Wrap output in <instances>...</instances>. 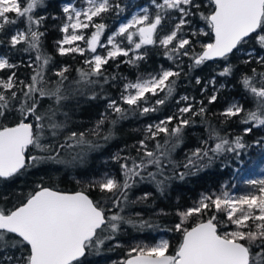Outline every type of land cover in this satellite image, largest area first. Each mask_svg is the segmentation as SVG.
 <instances>
[{
    "label": "snow or ice",
    "instance_id": "snow-or-ice-1",
    "mask_svg": "<svg viewBox=\"0 0 264 264\" xmlns=\"http://www.w3.org/2000/svg\"><path fill=\"white\" fill-rule=\"evenodd\" d=\"M212 5L211 13L207 16L201 14V18L206 21L208 27L214 35V43L202 45L201 53H189L186 46L191 41L186 38L178 37L183 27L189 23L186 17L194 15L191 9H199L200 4L195 0H153L157 9L154 17L149 16L148 8H144L143 15H134L126 24H122L116 33L108 37V44L111 49L106 56L94 55L91 59H86L89 67L87 70L77 69L80 77L78 83H95L91 78L100 77L102 69L109 60H115L119 56L129 57L125 63L135 64L142 60L145 54L138 50L143 45L156 44L154 38L157 34L158 26L169 11L180 13L179 22L175 24L170 33L159 38V45L166 51L165 55L169 59L175 56H189L193 64L199 66L205 61L215 58L227 59L233 50H239L238 46L245 42V38L256 32L258 28L264 26V0H209ZM44 0H26V4H21L20 0H0V32H3L8 25H15L20 18H24L27 23V31H18L11 35L9 44L15 49L21 43H27L28 49L37 52L36 60L41 62L35 74L31 77V83L20 82V94L17 92V82L15 73L7 79H0V117L12 107V101H19L20 107L17 111L21 114V120L14 127H0V179L7 180L20 174L22 170L30 166H35L38 162L52 160L63 162L58 159L59 153L64 148H71L76 145L88 143L86 133L71 132L67 134L65 142L58 147L52 143L45 144L47 133L55 140L66 127L65 121L56 119V110L51 109L45 114L38 112V100L36 94L41 99H54L59 106L62 101L68 99L63 85L68 79L65 75L69 71L64 67L54 73L60 79L54 88H45L44 70L49 64L51 57L45 56L40 52V37L43 33L39 28L44 17H35L33 12L37 7L43 6ZM88 7L82 11L72 9L75 15L74 22L65 24L61 31L66 33L61 41L58 53L64 56L68 53H79L84 55L85 49L80 46H71L75 41H86L87 49L96 53L100 36L106 28L102 22H96L94 18H101L113 8L119 9L120 6L113 5L110 0H87ZM65 13L69 12L66 6L63 8ZM9 13H15V17H10ZM83 17V20L81 19ZM69 21L73 20L70 15ZM33 25L36 28H33ZM139 26V27H137ZM94 28L95 31L90 37H85L78 32V29ZM69 28L72 32L68 34ZM135 28L132 32L130 29ZM196 35V33H193ZM134 36H139V41L134 40ZM117 37L127 39L129 45L133 47L125 49L117 42ZM258 43L264 48V35L258 37ZM65 45L70 47L65 48ZM25 49V50H28ZM184 50V51H181ZM130 52L132 55L130 56ZM251 56V53H247ZM249 63V60H244ZM257 63L264 64V57ZM16 65L9 63L5 58H0V70L11 69ZM253 76H245L241 84L243 88L256 98L257 110L250 111L242 117L241 123L252 124L253 126H264V73L259 74L256 81V69L252 70ZM231 66H225L223 71L218 73L220 76L231 75ZM180 73L172 70H161L157 75H150L148 78H138L135 83H128L124 87V94L121 100L132 110H139L140 114L156 111V107H148V95H159L165 92V98L157 99L156 105H163L166 98L174 91L175 81L172 77H179ZM107 82V77H105ZM197 83L200 80L197 79ZM257 83L259 86H257ZM95 99L93 95L89 97ZM187 101L188 97H181ZM216 100L213 95L209 103ZM143 102V105L141 104ZM179 103V101H177ZM108 108L120 114V118H125L123 109L116 100H110ZM204 108L200 109L203 114ZM181 114L192 112V106L188 105L179 108ZM243 112L238 105L229 106L222 116L232 118L240 116ZM196 115L197 113H192ZM29 117L34 118L35 124L25 122ZM106 118V117H105ZM102 118L97 122L93 134H98L100 125L104 123ZM176 117L169 116L159 121L155 125H149L146 129L144 140L139 142L138 152H143L139 161L132 159L131 166L128 163L120 165L125 176L123 184L112 177H104L100 181H94L90 187H98L101 193H111L114 207H118L122 201L127 200V192L132 186L129 181L135 176H141L150 165L157 168L162 167V160L167 158L171 148L178 146L182 142L183 129L190 124V120L179 118V123L174 127H169ZM251 128L244 129L245 134L251 132ZM160 134H164L167 139L161 144L157 139ZM107 139V137H105ZM156 141L155 150H150L147 140ZM209 139H215L214 147L196 148L185 168L193 166L196 161L207 157L211 162L215 155L225 152L235 153L239 157V149H243L242 137L237 136L234 140L220 137L215 129H209ZM207 144V141H203ZM171 145V148L169 147ZM35 148L39 153L47 155H32L26 157L25 153L29 148ZM55 153V155H53ZM212 153L213 155H209ZM115 159H121L119 156ZM128 160L129 157H124ZM184 173L180 178H184ZM148 176L155 178V174L148 173ZM162 183V182H159ZM253 185H259L258 192L232 197L227 192L221 195H202L198 205L184 212L178 213L180 223L175 225V231L182 232V240L175 251V254H168L169 242L161 240L153 246H136L129 252L130 259L122 264H264V180L251 181ZM34 192L28 195L26 201L9 210L0 209V264H81L80 258L85 256L86 251L95 247L99 249L105 239H112L113 234L119 230L121 222L128 223L136 227L132 220H125L119 214L106 216L105 209L98 202L93 201L83 191L72 194L62 193L40 184L36 186ZM147 195L142 199H147ZM215 209V213L223 212L227 222L234 226V230L224 234H219L217 224L218 219L214 213L206 222L196 223L191 229L184 228V224L193 215H204L206 211ZM146 222H141L138 226L144 227ZM109 234L103 238L105 232ZM259 241V243H257ZM247 242V243H244ZM259 249L253 256L252 248ZM8 249H18L20 255H9ZM135 253V255H132Z\"/></svg>",
    "mask_w": 264,
    "mask_h": 264
},
{
    "label": "trees",
    "instance_id": "trees-1",
    "mask_svg": "<svg viewBox=\"0 0 264 264\" xmlns=\"http://www.w3.org/2000/svg\"><path fill=\"white\" fill-rule=\"evenodd\" d=\"M66 1L68 0H44L43 6L37 7L33 12L37 18L44 17L37 29L43 33L39 47L41 54L51 57L44 70L46 83L43 87L54 88L60 79L54 73L64 67L69 69L65 73L68 79L63 85L64 92L69 98L62 101L59 106L54 99H41L36 94L40 114L55 109L56 119L66 122V127L58 138L54 140L51 134L47 133V138L42 142L52 143L58 147L65 142L67 134L75 131L86 133L88 143L61 150L58 159L63 162L44 160L35 166L27 167L12 178L0 179V209L7 211L25 202L28 195L37 190L38 184L64 193L83 191L105 209L106 216L119 214L125 220L134 221L137 226L121 222L118 232L113 234L112 239H105L99 249L91 247L86 251L85 256L80 259L81 264H122L130 257L128 254L133 247L153 246L161 237L169 242L168 254L174 255L182 240V232L175 231V225L180 223L178 213L197 206L202 195H212L224 185L245 193L254 186L251 181L264 180V126L241 123L243 116L257 110L256 98L243 88L241 81L245 76H253V69H256V81L259 80V74L264 73V64L257 63V59L263 53V49L259 47L258 37L264 35V26L238 46L239 50L234 51L227 59L204 62L196 66L190 57L169 53L174 58L167 61L165 51L158 47H148L143 52L145 55L142 60L135 64L125 63L126 58L123 57L110 61L103 66L100 77L91 78L95 83L84 84L78 83L80 77L76 70L88 69V66L84 65L88 55L61 56L57 51V43L61 39L59 28L64 20L61 5ZM147 1L149 0H138L136 6H143ZM195 2L201 7L191 9L195 14L188 21L198 26L203 23L199 21L201 14L207 16V10H212L213 6L209 0ZM118 3L123 5L127 0H120ZM133 8L124 4V18L129 16ZM8 15L12 17L11 14ZM118 20L121 19L100 18L96 19V22L111 24L110 28L113 29ZM204 23L206 24V21ZM33 28L36 26L33 25ZM16 30L27 31L24 18H20L15 25L6 26L5 30L0 32V54L6 55L9 62L16 65L14 68L3 70L0 76L7 78L15 73L16 90L19 95L20 82L31 83V77L35 74L34 69H37L41 62L36 60L37 52L28 49L27 43L17 45L15 49L10 47V37ZM194 33L196 35L189 32L183 34L191 41L190 45L186 46L187 51L198 54L203 51L202 45L212 42L211 30L206 28L202 35ZM250 52L254 55H247ZM176 58L181 61H176ZM244 60H249V63H244ZM229 65L232 68L231 75L220 76L218 73ZM162 69L179 72L180 75L170 78L175 81L174 91L163 105H156L155 102L157 99L165 98V92H160L157 96L148 95L147 106H155L156 111L141 115L139 110L134 111L121 101L122 88L126 82L155 75ZM197 79L200 83H197ZM211 80L213 86L210 87ZM93 95L96 98L90 99L89 97ZM213 95L216 96V100L209 103ZM181 97H188V100H181ZM110 100H116L125 109V118L121 119L120 114L108 108ZM233 102L242 107L241 115L232 118L222 116L221 113ZM11 103L12 107L0 117V127H14L22 118L17 111L20 107L19 101ZM141 104L143 105V102ZM188 105L192 106V112L178 113L179 108ZM201 108L205 110L203 114H200ZM169 116L176 117L168 125L170 128L179 123V116L190 120V124L183 129L182 142L174 148L169 146L171 150L168 157L162 160L161 168L150 165L141 174L143 178L133 177L129 181L132 186L127 192V200L114 207L110 198L111 193H101L98 187L89 185L106 176L115 178L123 184L125 176L120 165L128 163L131 166L133 158L139 161L143 152H138L137 149L140 147L139 142L145 139L146 129L152 123H158ZM102 118L105 119L99 127L98 134H93L91 130L96 128L97 122ZM25 122L35 124L32 117ZM210 128L215 129L220 137L230 141L237 136L242 137L245 147L238 150L239 157L235 153L225 152L215 155L211 162L205 157L196 161L195 165L185 168L184 165L196 148H211L218 142L209 139ZM246 128H251V132L245 134ZM157 139L163 144L167 137L160 134ZM203 141H207V144H203ZM147 144L150 150H155L156 141L149 139ZM32 155L46 156L47 153H39L30 147L27 157ZM117 156L121 159H115ZM124 157L129 159L124 160ZM149 172L154 173L155 178L148 176ZM181 173L185 174L183 179L180 178ZM145 194H148L147 199H142ZM214 213L213 208L204 215H193L186 220L184 228L190 230L196 223L206 222ZM215 214L218 219L214 223L218 226V233L222 235L231 226L223 212ZM141 222H146L144 227L138 226ZM108 234L106 231L101 238ZM258 251V248L253 247V256ZM8 254L19 256L21 253L18 249H8ZM2 255L3 253H0V257Z\"/></svg>",
    "mask_w": 264,
    "mask_h": 264
},
{
    "label": "rangeland",
    "instance_id": "rangeland-1",
    "mask_svg": "<svg viewBox=\"0 0 264 264\" xmlns=\"http://www.w3.org/2000/svg\"><path fill=\"white\" fill-rule=\"evenodd\" d=\"M119 1L120 0H110V3L111 4H113V5H117L118 4L120 6V8L119 9L113 8L108 13L103 14L102 20L108 19V18L109 19H121V20H118V22L114 24L113 29L110 28V25L111 24L110 25L109 24L107 25L106 22H102V23H104L106 25V28L103 31V33L101 34V36H100V41H99V44L97 45L96 53H92L91 51H89L87 49V43H86V41H75L74 44L71 45V46H80L81 48L85 49L84 55L85 54L88 55V57L86 59H91L94 55H97V54L102 55V56H106L107 55V51L111 49V45H109L108 42H107L108 41V37L114 35L116 33V31L119 29V27L122 24H126L128 21H130L134 15H143L144 13H143L142 10L144 8H148V10H149V13L148 14H149L150 18L151 17H154L155 14H156V11H157V9L155 7V4L153 3V0L147 1V3L145 5H143V6H136V3L138 2V0H127V3H123V5L122 4H119L118 3ZM20 2H21L22 5L23 4H26V0H22ZM160 2H161V0H160ZM124 4H127L130 7L131 6L134 7L133 10L130 12V14H129V16L127 18H124V16H123V14H124V11H123L124 10ZM205 5L207 7V4H205ZM66 6L69 8V12L68 13H65L63 11V8L66 7ZM87 7H88L87 0H68V1L64 2L61 5V12H62V15H63V19L64 20H63V23L60 25V28H59V31L61 33V39H60V41L66 35V33H63L61 31V28L65 24H69L71 22H74V20H75V15L72 12V9L74 8V9H76L78 11H82L83 9H85ZM207 13H208L207 15H209L211 13V10L208 9L207 10ZM9 14H11L12 17H15V13H9ZM70 15L73 17V20L72 21H69V19H68V17ZM179 16H180V13L179 12L169 11L168 14L162 20L161 25L158 26L157 34L155 36V39L157 40V43L156 44H152V45H143L142 48L140 50H138V51L143 54V52H145L148 49V47H158L161 50L166 51L162 46L159 45V38L162 37V36H164V35H166V34H168V33H170V31L173 30L175 24L179 22ZM191 17H193V16L192 15L191 16H188V17H186V19L188 20ZM81 19L83 20V17H81ZM94 19L96 20V19H100V18L98 17V18H94ZM199 21H201V22L204 23L205 20H203L201 18ZM203 23L200 24V25H198V26L197 25H194V24L192 25L190 23V20H189V23L184 26V27H186V29H189V30L183 29L182 30L183 32L181 31L182 34L181 35L178 34V37H182V38L188 39L185 36V34H183V33H188V32L190 34H193L194 32H198L201 35L204 34L205 31H206V28H209V27H208V24L207 23L206 24L205 23L203 24ZM137 27H139V26H137ZM193 30H194V32H193ZM18 31H23V30H16L14 32V34H16V32H18ZM77 31L80 32L81 34H83L85 37H90L91 34L95 31V29L90 27V28H87V29H78ZM130 31L135 32L136 29L133 28V29H130ZM71 32H72V29L69 28L68 34H70ZM116 39H117V42L120 44V46L122 48L130 49V48L133 47L132 45H129L127 39H125L123 37H117ZM134 40H136L138 42L139 41V36H134ZM59 46L60 45L57 43V51H58ZM64 47L67 48V47H70V46L69 45H65ZM259 47L261 49H263V53H262V55L259 56V58L257 60H259L261 57H264V48H262L260 45H259ZM250 53H251V55H254L253 52H250ZM70 54H76V55L81 56L79 53H68L66 55H70ZM131 55H132V52H130V56ZM120 57L126 58V60L129 59V57L119 56L115 60H117ZM183 57H189V56H183ZM0 58H5V59L8 60V57L6 55L0 54ZM115 60H109L108 62L115 61ZM179 60H180L179 58H176V61H179ZM167 61H171V59L168 58ZM84 65H87V64L84 63ZM187 65H188V63H187ZM4 70H6V69H4ZM163 70H169V69H163ZM2 71L3 70H0V73ZM159 73H157V74H159ZM157 74H155V75H157ZM149 76L150 75H148L146 77H142V78H148ZM0 79H5L6 80L7 78H3V77L0 76ZM136 81L137 80H134V81H131V82H126L124 84L123 88H122V93H124V87H125L126 84H128V83H135ZM212 83H213V80L210 81V87L213 86ZM124 94H127V93H124ZM147 95H151V94H147ZM234 104L235 105H238V103L233 102L229 106L234 105ZM110 110L112 111V109H110ZM178 113H180L179 112V109H178ZM179 118H180V116H179ZM155 124L156 123H152L151 125H155ZM258 189H259V185H254L249 192L241 193L239 191L237 192L234 188H229L227 185H224V186L221 187V189L218 192H216L214 194L215 195H221L223 192H227L232 197H238L240 195H246V194H248L250 192L251 193H256V192H258ZM225 217H226V215H225ZM230 226H231V228L229 230H226L224 233H226L228 231L234 230V226L231 225V224H230ZM161 240H165V238L164 237L159 238L155 244L159 243Z\"/></svg>",
    "mask_w": 264,
    "mask_h": 264
},
{
    "label": "water",
    "instance_id": "water-1",
    "mask_svg": "<svg viewBox=\"0 0 264 264\" xmlns=\"http://www.w3.org/2000/svg\"><path fill=\"white\" fill-rule=\"evenodd\" d=\"M259 30V28L256 30V32H254V33H252V34H250V36H252V35H254L255 33H257V31ZM211 36H212V43H214V35L212 34V32H211ZM249 36V37H250ZM249 37H247V38H249ZM247 38H245V40L247 39ZM236 49H234L233 50V52L235 51ZM232 53H230L229 55H231ZM228 55V56H229ZM223 58H215V59H212V60H208V61H205V62H213V61H218V60H222ZM25 155L27 156V152L25 153ZM62 193H64V192H62ZM68 194H72V193H68ZM84 257V256H83ZM83 257H81V258H83ZM80 258V259H81ZM131 257H129L128 259H130ZM127 260V259H126Z\"/></svg>",
    "mask_w": 264,
    "mask_h": 264
},
{
    "label": "flooded vegetation",
    "instance_id": "flooded-vegetation-1",
    "mask_svg": "<svg viewBox=\"0 0 264 264\" xmlns=\"http://www.w3.org/2000/svg\"><path fill=\"white\" fill-rule=\"evenodd\" d=\"M155 38V37H154Z\"/></svg>",
    "mask_w": 264,
    "mask_h": 264
}]
</instances>
